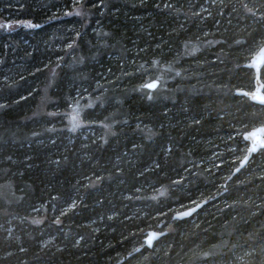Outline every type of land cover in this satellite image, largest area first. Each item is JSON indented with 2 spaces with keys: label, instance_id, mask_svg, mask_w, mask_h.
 I'll list each match as a JSON object with an SVG mask.
<instances>
[{
  "label": "trees",
  "instance_id": "16d2710c",
  "mask_svg": "<svg viewBox=\"0 0 264 264\" xmlns=\"http://www.w3.org/2000/svg\"><path fill=\"white\" fill-rule=\"evenodd\" d=\"M263 43L264 0H0V264H264Z\"/></svg>",
  "mask_w": 264,
  "mask_h": 264
},
{
  "label": "water",
  "instance_id": "95a60500",
  "mask_svg": "<svg viewBox=\"0 0 264 264\" xmlns=\"http://www.w3.org/2000/svg\"><path fill=\"white\" fill-rule=\"evenodd\" d=\"M244 67L249 68L253 72V87L251 90H235V94L246 97L250 102L257 104L259 106H264V104L260 103L261 98H264V83L261 80V70L264 67V43L259 46L253 56L249 59V61L244 64ZM148 84H154V88L146 87ZM158 85L157 81H150L145 83L144 87L147 90H154ZM242 138L244 142L247 143V149L245 154L239 160L237 166L233 169L232 174L229 176L230 179L233 175L238 173L242 168H244L252 156L257 154L260 150L264 149V124L254 127L248 131H246ZM255 149V151H253ZM239 169V171H237ZM204 202L197 203L196 205L177 211L173 214V220H181L184 218L190 217L193 213H195ZM166 231H156V230H147L144 233L143 244L147 248H151L153 243L158 240L161 236L165 235ZM141 247L137 248L133 253L140 251Z\"/></svg>",
  "mask_w": 264,
  "mask_h": 264
},
{
  "label": "rangeland",
  "instance_id": "374dc122",
  "mask_svg": "<svg viewBox=\"0 0 264 264\" xmlns=\"http://www.w3.org/2000/svg\"><path fill=\"white\" fill-rule=\"evenodd\" d=\"M80 114H81V111L79 110L77 106L76 107L73 106L71 108L66 118V122L68 124L67 126L69 128H75L76 126L82 123Z\"/></svg>",
  "mask_w": 264,
  "mask_h": 264
},
{
  "label": "snow or ice",
  "instance_id": "6c2138e0",
  "mask_svg": "<svg viewBox=\"0 0 264 264\" xmlns=\"http://www.w3.org/2000/svg\"><path fill=\"white\" fill-rule=\"evenodd\" d=\"M146 87L151 89V88H154L155 85L154 84H148ZM260 103L264 104V98H261ZM253 151H255V149H253ZM237 171H239V169H237Z\"/></svg>",
  "mask_w": 264,
  "mask_h": 264
}]
</instances>
